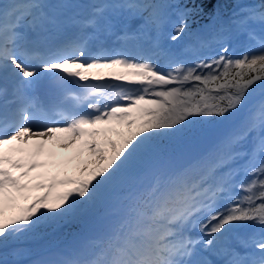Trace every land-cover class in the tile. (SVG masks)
Segmentation results:
<instances>
[{"label": "snow or ice", "instance_id": "obj_1", "mask_svg": "<svg viewBox=\"0 0 264 264\" xmlns=\"http://www.w3.org/2000/svg\"><path fill=\"white\" fill-rule=\"evenodd\" d=\"M90 7L61 20L44 0L0 4V264H20L5 257L22 237L94 218L107 220L98 239L37 264H264V31L250 27L264 25V0L228 24L221 0ZM204 17L210 39L191 29ZM58 132L61 150L81 149L78 174L60 176L71 161L45 148ZM241 231L244 251L229 242Z\"/></svg>", "mask_w": 264, "mask_h": 264}, {"label": "rangeland", "instance_id": "obj_2", "mask_svg": "<svg viewBox=\"0 0 264 264\" xmlns=\"http://www.w3.org/2000/svg\"><path fill=\"white\" fill-rule=\"evenodd\" d=\"M63 1H65V0H63ZM82 1L83 0H68V1H66L64 4L70 5V7H65L66 10L62 13V15H66V16L69 15L71 13V11H73L77 7V5L80 4ZM258 3H260V2H257V4ZM233 12H238V10L235 9L233 11H228L225 15L221 14L223 22L225 24H228V22L231 20V18L233 16ZM250 27L255 29L258 34L262 33V31H264V25H261L259 23H252V24H250ZM211 31H212V27H211L210 23L208 22V24H206V26L204 28L200 29L197 32V34H199L202 38L208 39L209 37H211ZM191 40L192 39H187L184 41H180V43L185 45L186 43L190 42ZM231 43H232L233 47H236L237 49H241L243 47V45L245 43H247L246 32L234 30L232 32V35H231ZM260 98H261V96H259L258 99H260ZM258 99H256V100H258ZM241 120L242 119L238 120L234 126L238 125ZM56 135L60 136L59 132L56 133ZM60 138H62V137L58 138V144H59L58 149H55V147L50 148V149H55V151H56V156L54 157V159L57 162L69 161V160L72 161L74 154L76 152H80V150H81L80 147L78 146V147L72 148L68 151H63V150H61L60 145L62 143H67V142L63 141ZM87 155H88V153L85 150L84 156H87ZM45 158L53 159L52 157H45ZM80 159H82V157H80V156L78 158H75V160H73L71 163L67 164L66 167H64L62 170H59V175L60 176H64L65 174L72 175L73 173L78 174L80 168L83 167L82 164H79ZM59 190H60L59 186L57 189H54L53 190V196H55ZM43 191H44V189H34V190H32L31 194L33 197H35V196L42 194ZM19 203L20 204H27V201L22 200ZM16 211H19V208L10 210L9 214H12L13 212H16ZM97 225H95V224L92 225V228H90L89 232L79 233V235L75 239V241L72 242V244H71L72 247H67V246L58 244V242L55 238L49 239V243L46 244L47 243L46 242L47 237H46L45 232H42V234H41L42 244H41V242H39V243L35 242L36 243L35 245L37 247L33 248V252L30 255L27 254L28 251L26 249V246L28 243H31L28 240L31 237H22L20 239V241L17 242L12 247H14V248L17 247V249H19V250L21 249L19 251V255L22 256V258L18 259L20 264H37V262H39L41 260L49 259L57 253H67L73 249H80L86 245H89V243L91 241L98 239L99 228ZM59 228H60V226H59ZM246 236H247V232L241 231L238 234L234 233L230 238L232 239L233 243L241 244L240 243L241 239L246 238ZM40 247H42V248H40ZM9 251H11V249ZM14 260H16V259H14ZM11 261H13V260H10L9 262H11Z\"/></svg>", "mask_w": 264, "mask_h": 264}, {"label": "trees", "instance_id": "obj_3", "mask_svg": "<svg viewBox=\"0 0 264 264\" xmlns=\"http://www.w3.org/2000/svg\"><path fill=\"white\" fill-rule=\"evenodd\" d=\"M244 0H221V2L224 4V7L221 10V14L225 15L228 11H232L235 8H237V5L243 3ZM256 2H260V0H255ZM209 20L207 17L204 18H196L194 22L190 21L191 23V29L192 32L198 30L200 27L205 26ZM188 37L187 35L184 36L183 38ZM259 96H264V88H257L255 92L253 93V100H256L259 98ZM243 118V113L235 114L231 120L227 123L224 124H218L214 125V127L218 128V130L222 133L228 132L236 123L239 119ZM199 148H195L192 151L188 152L184 159H189L191 156L195 155L197 151H199ZM183 162V161H181ZM63 169V168H62ZM60 169V170H62ZM97 225L99 226V233H98V238L103 234L104 230L107 227V220L104 218H94L91 219L87 222H73V223H63L58 227H53V228H46L41 231L45 232L46 234V242L47 244L49 243V239L55 238L60 245H64L67 247H72V242L75 241V239L78 237L79 233H86L89 232L90 228H92V225ZM63 225V226H62ZM59 228V229H58ZM41 238V235L37 237H32L31 240L39 241ZM27 251L30 253L32 251L31 249V244H27L26 246ZM13 257L11 252L5 257L9 258Z\"/></svg>", "mask_w": 264, "mask_h": 264}, {"label": "bare ground", "instance_id": "obj_4", "mask_svg": "<svg viewBox=\"0 0 264 264\" xmlns=\"http://www.w3.org/2000/svg\"><path fill=\"white\" fill-rule=\"evenodd\" d=\"M68 24H69V23H66L64 27L66 28V27L68 26ZM99 74H100V76H101L102 78H107V76H108V75H105V74L103 75L101 72H100ZM59 134H60V136H57V139H56V140H53V141H49V142H48V144L45 146L46 149H50V148H52V147H55L56 149H58V147H59V144H58V138H59V137H64V136H65L64 133H59ZM45 139H46V137H45ZM60 139H62V138H60ZM60 139H59V140H60ZM62 140L65 141V142H67V141L64 140V139H62ZM29 147H30V148H35L36 145H35V146H29ZM78 153H79V152H77V153L75 154V156L73 157V160H75V158H78V157H79ZM73 160H72V161H73ZM72 161H71V162H72Z\"/></svg>", "mask_w": 264, "mask_h": 264}]
</instances>
